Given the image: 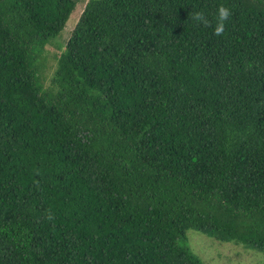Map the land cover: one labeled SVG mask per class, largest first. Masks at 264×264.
Returning a JSON list of instances; mask_svg holds the SVG:
<instances>
[{
    "label": "trees",
    "instance_id": "16d2710c",
    "mask_svg": "<svg viewBox=\"0 0 264 264\" xmlns=\"http://www.w3.org/2000/svg\"><path fill=\"white\" fill-rule=\"evenodd\" d=\"M75 4L0 0V264L264 254V0H87L43 88Z\"/></svg>",
    "mask_w": 264,
    "mask_h": 264
},
{
    "label": "rangeland",
    "instance_id": "374dc122",
    "mask_svg": "<svg viewBox=\"0 0 264 264\" xmlns=\"http://www.w3.org/2000/svg\"><path fill=\"white\" fill-rule=\"evenodd\" d=\"M87 0H76L74 9L72 10L65 26L60 33L50 39L44 50L47 60V67L44 68L46 80L42 84L48 85V75L50 74V65L55 61V56L63 49L73 27L75 26L81 11ZM188 245L193 252L201 258L205 264H264V254L247 249L242 245L221 242L211 237L203 235L195 230H189Z\"/></svg>",
    "mask_w": 264,
    "mask_h": 264
},
{
    "label": "clouds",
    "instance_id": "9594fccd",
    "mask_svg": "<svg viewBox=\"0 0 264 264\" xmlns=\"http://www.w3.org/2000/svg\"><path fill=\"white\" fill-rule=\"evenodd\" d=\"M231 15L232 13L228 7L224 6L223 4L218 7L216 14V23L214 27V35L221 36L224 34L226 22L229 20ZM190 18L195 22L203 24L205 27L212 26V22L207 19L205 13L202 11L192 12L190 14ZM54 218V214L51 212V210H49L46 219L49 221H54Z\"/></svg>",
    "mask_w": 264,
    "mask_h": 264
}]
</instances>
